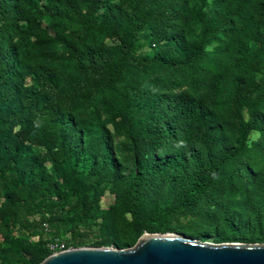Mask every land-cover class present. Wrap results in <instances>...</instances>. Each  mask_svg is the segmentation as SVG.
I'll use <instances>...</instances> for the list:
<instances>
[{"label": "trees", "instance_id": "obj_1", "mask_svg": "<svg viewBox=\"0 0 264 264\" xmlns=\"http://www.w3.org/2000/svg\"><path fill=\"white\" fill-rule=\"evenodd\" d=\"M144 232L264 242V0H0V264Z\"/></svg>", "mask_w": 264, "mask_h": 264}, {"label": "water", "instance_id": "obj_2", "mask_svg": "<svg viewBox=\"0 0 264 264\" xmlns=\"http://www.w3.org/2000/svg\"><path fill=\"white\" fill-rule=\"evenodd\" d=\"M38 264H264V242L217 243L177 232H144L128 247H69Z\"/></svg>", "mask_w": 264, "mask_h": 264}, {"label": "rangeland", "instance_id": "obj_3", "mask_svg": "<svg viewBox=\"0 0 264 264\" xmlns=\"http://www.w3.org/2000/svg\"><path fill=\"white\" fill-rule=\"evenodd\" d=\"M113 201V194L106 192V194L101 199V207L105 208L108 204L112 203ZM208 241H212L208 239Z\"/></svg>", "mask_w": 264, "mask_h": 264}, {"label": "built area", "instance_id": "obj_4", "mask_svg": "<svg viewBox=\"0 0 264 264\" xmlns=\"http://www.w3.org/2000/svg\"><path fill=\"white\" fill-rule=\"evenodd\" d=\"M63 244L62 243H57V244H51L50 248L54 250V252L58 251L59 249L62 250ZM58 248V249H57ZM57 249V250H56Z\"/></svg>", "mask_w": 264, "mask_h": 264}]
</instances>
